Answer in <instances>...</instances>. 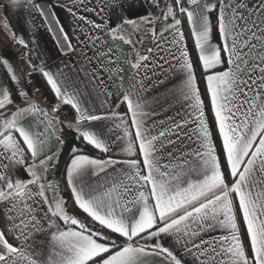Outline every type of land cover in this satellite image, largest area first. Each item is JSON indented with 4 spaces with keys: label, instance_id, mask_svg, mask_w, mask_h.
<instances>
[{
    "label": "snow or ice",
    "instance_id": "obj_1",
    "mask_svg": "<svg viewBox=\"0 0 264 264\" xmlns=\"http://www.w3.org/2000/svg\"><path fill=\"white\" fill-rule=\"evenodd\" d=\"M57 7L59 0H5L0 12L8 14L0 15V25L27 48L9 17L27 11L21 19L27 30L35 26V10L65 55L76 50L77 30L78 44H94L92 33L107 31L130 45L127 63L134 75L121 93L127 110L97 114L90 93L73 89L62 71L33 65L54 94L49 110L29 97L23 75L0 58L9 74V84L0 83V264H151L153 258L164 264H264V28L252 19L264 14V2L102 0L89 7L88 0H73L67 7L73 35ZM139 7L143 15L127 14ZM113 9L120 15L115 25ZM141 33L163 41L156 48L167 55L138 50L143 36H133ZM174 78L179 84L151 102L144 95ZM104 95L112 93L105 89ZM175 105L183 109L178 120L153 119L157 107L167 114ZM63 106L74 113L67 120ZM65 126L102 154L73 150L66 187L74 208L61 195L65 184L47 179L59 160L51 141L63 144L57 133Z\"/></svg>",
    "mask_w": 264,
    "mask_h": 264
},
{
    "label": "crops",
    "instance_id": "obj_2",
    "mask_svg": "<svg viewBox=\"0 0 264 264\" xmlns=\"http://www.w3.org/2000/svg\"><path fill=\"white\" fill-rule=\"evenodd\" d=\"M5 0H1L0 6L4 5ZM37 3H51L55 2V0H36ZM61 3V7L56 8L57 15L60 17L61 22L64 23L66 30L70 32V35H73L71 32L72 21L67 12V7L71 6L73 0H59ZM89 7L93 4L99 6L102 3V0H88ZM264 2V0H248L249 6L256 5L258 3ZM81 14H83V9L81 8ZM153 11H156L153 9ZM145 9L142 7L136 8L134 10H129L128 15L133 17L135 14L143 15ZM7 9L5 8L3 12H0V15H7ZM90 18H95L97 22H100L101 17L95 16L94 13L87 14ZM28 13L25 11L22 15H11L10 21L12 28L16 31L17 36L22 37L27 43L28 47L25 48L22 45H19L16 41H14L10 35H8L7 31L0 25V58H4V51L8 48H12L15 50L19 60L20 66L24 75V87L25 90L28 91L29 97H31L34 101L39 103L42 107H45L50 110L51 106L56 102L54 94L50 91V87L46 84L45 79L42 77L40 72L33 71V65L37 66V68L43 66L45 70L51 71L53 74H56L58 71H62L64 73V77L67 79L69 85L74 89L75 86H79L82 91H87L90 95L87 97L92 101L91 107L97 110V114L101 113H109L111 111H118L121 114L125 113L127 110L126 103H122L121 93L127 89L131 83V77L134 75V70L128 65L127 60L129 59V53L132 51L130 45L125 44L123 41L119 39H113L112 35L107 31H94L92 34L98 39L95 40V43L88 42L86 44H78L75 39L76 35H79V31L73 35V44L77 45L74 53H70L65 55L62 53L58 45L55 42L53 35L47 30L46 24L43 21V18L35 12L32 11V18L35 19V26H30L27 30L21 24V19L23 17H27ZM252 19H256L257 24L260 28H264V23L261 21L264 20V14H261L259 18H257L254 13ZM120 15L119 11L113 9L111 13V21L112 24L115 25L119 23ZM159 29V25L157 26ZM185 30L186 34V44L188 49L191 52L192 59L193 54L190 49L188 32ZM131 31V29H129ZM167 35V34H166ZM143 36V33L133 36L134 41H138L140 37ZM83 39V37H81ZM167 39L170 40L171 36L167 35ZM213 42H216L214 40ZM160 43L163 48V41H156V44ZM136 47L141 51V43H137ZM112 49L111 56L103 55L108 52V49ZM142 52V51H141ZM153 54L155 55H167V53L163 51H159L156 46L153 50ZM111 60V62H110ZM30 61V62H29ZM167 67V65H165ZM249 66V70H250ZM123 69L122 72L117 73L116 69ZM150 76L151 73H148ZM123 77V88L120 87L121 80L120 77ZM198 81H200V77L198 76ZM179 79L174 78L170 82H168L165 86L156 87L151 89L149 92L144 95L151 102L154 97H156L159 93H164L165 88H172L173 86L179 84ZM0 83L9 84V74L5 66L0 64ZM201 88V86H200ZM39 89V91H36ZM105 89L112 93L111 96L106 97L104 95ZM202 92V89H201ZM204 98V97H202ZM107 100L108 104L103 108L101 107V102ZM16 103L21 104L23 106V102L21 100H17ZM206 103V101H205ZM119 104L120 107L116 108L115 105ZM167 107V106H166ZM157 116L153 117L154 120L165 119L167 116L175 117L177 120L179 117L176 116L177 112H181L183 114V109L180 105H175L167 114L161 112V110L157 107ZM73 110L70 106H63L61 110V116L63 119L67 120L73 116ZM119 121H117L118 123ZM210 127L212 123L210 121ZM192 127L191 125L189 128ZM189 128L182 129L183 132H189ZM215 129L213 127V132L215 134ZM60 135L61 140H63V144L58 143L55 138L52 139L50 148L51 152H59V160L57 162V166L55 168L50 167L47 173V179L49 181L57 180V170L60 161L61 152L64 146L65 139L68 136H75L73 130L68 129L66 126L63 128L62 133H57ZM171 139H175V137H171ZM85 148V144L82 140L78 139ZM185 143H189L185 140ZM82 148V149H83ZM91 148V147H90ZM79 151L82 149L74 148ZM73 149V150H74ZM171 146H169V150ZM93 150L94 155L100 156L102 155L98 151ZM89 153V152H87ZM46 154H51L50 152H46ZM73 154V151L67 161L70 162V158ZM43 158V157H41ZM66 163V165H67ZM66 165L63 172V179L66 187ZM67 188V187H66ZM62 190V188H61ZM69 191V190H68ZM70 193V191H69ZM51 196V193H49ZM62 195V192H61ZM71 202V199H70ZM70 206L75 207L72 202ZM161 243L164 246H168L166 240H162ZM177 255H182V253L177 252ZM190 259V258H189ZM151 264H164L162 258H153L151 260Z\"/></svg>",
    "mask_w": 264,
    "mask_h": 264
},
{
    "label": "water",
    "instance_id": "obj_3",
    "mask_svg": "<svg viewBox=\"0 0 264 264\" xmlns=\"http://www.w3.org/2000/svg\"><path fill=\"white\" fill-rule=\"evenodd\" d=\"M4 57L14 66L15 69H17L23 75V72L20 66V60L14 49L12 48L6 49L4 51ZM23 78H24V75H23ZM83 147L84 145L78 140V138H76V136L71 135L65 139L64 146H63L61 156H60L58 170H57V180L59 183L65 184L64 179H63V172H64L65 165L73 149L74 148L82 149ZM62 189H65V187H63Z\"/></svg>",
    "mask_w": 264,
    "mask_h": 264
},
{
    "label": "trees",
    "instance_id": "obj_4",
    "mask_svg": "<svg viewBox=\"0 0 264 264\" xmlns=\"http://www.w3.org/2000/svg\"><path fill=\"white\" fill-rule=\"evenodd\" d=\"M185 29H186V31L188 32V28H187V26L185 25ZM188 37H189V44H190V49H191V51H192V54H193V58H194V61L196 60V57H197V53L193 50L194 49V42H193V40L190 38V36L188 35ZM197 72H198V76L200 77V70L199 69H197ZM200 86H201V89H202V93L204 92V89H205V84L202 82V81H200ZM204 99H205V101H206V103L208 102L207 101V97H204ZM19 100V99H18ZM209 116H210V121H211V123H212V120H213V117H212V115L211 114H209ZM215 129V128H214ZM80 152H89V153H93V150H91V148H90V146H85V148H83L82 150H79ZM62 194H63V196L65 197V199H67L68 201H69V206H70V193H69V191H68V189L65 187V189H62Z\"/></svg>",
    "mask_w": 264,
    "mask_h": 264
},
{
    "label": "built area",
    "instance_id": "obj_5",
    "mask_svg": "<svg viewBox=\"0 0 264 264\" xmlns=\"http://www.w3.org/2000/svg\"><path fill=\"white\" fill-rule=\"evenodd\" d=\"M156 42H153L150 33L143 37V43H141V51L146 53L148 48L155 49Z\"/></svg>",
    "mask_w": 264,
    "mask_h": 264
},
{
    "label": "rangeland",
    "instance_id": "obj_6",
    "mask_svg": "<svg viewBox=\"0 0 264 264\" xmlns=\"http://www.w3.org/2000/svg\"><path fill=\"white\" fill-rule=\"evenodd\" d=\"M0 2H1V0H0ZM25 84V83H24ZM25 86V85H24ZM61 192H62V190H61ZM63 195V194H62ZM71 208H73L72 206H70Z\"/></svg>",
    "mask_w": 264,
    "mask_h": 264
}]
</instances>
